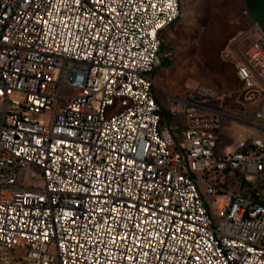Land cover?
<instances>
[{
  "label": "built area",
  "instance_id": "2783aa9c",
  "mask_svg": "<svg viewBox=\"0 0 264 264\" xmlns=\"http://www.w3.org/2000/svg\"><path fill=\"white\" fill-rule=\"evenodd\" d=\"M179 15L180 0H0V264H264V98L221 151L213 90L158 103ZM235 74L244 102L264 92L257 23Z\"/></svg>",
  "mask_w": 264,
  "mask_h": 264
},
{
  "label": "rangeland",
  "instance_id": "374dc122",
  "mask_svg": "<svg viewBox=\"0 0 264 264\" xmlns=\"http://www.w3.org/2000/svg\"><path fill=\"white\" fill-rule=\"evenodd\" d=\"M254 1L180 0V17L162 36L163 60L168 62L161 63L155 73L158 99L166 106L167 93L181 94L185 85L213 90L228 115L218 132V151L237 134L251 130L248 124L264 98L261 92L255 100L244 102L242 86L235 78L252 26L257 23L264 31V13L254 17L250 13L248 5ZM70 93L60 90V95Z\"/></svg>",
  "mask_w": 264,
  "mask_h": 264
},
{
  "label": "trees",
  "instance_id": "16d2710c",
  "mask_svg": "<svg viewBox=\"0 0 264 264\" xmlns=\"http://www.w3.org/2000/svg\"><path fill=\"white\" fill-rule=\"evenodd\" d=\"M249 7V10H250V13L251 15L254 17L255 13H259V12H263L264 13V0H255L254 1V4L253 5H248ZM180 17V15L177 17L176 21L178 20V18ZM175 21V22H176ZM174 22V23H175ZM167 30V29H166ZM164 30L161 35H160V52L162 53L163 50H164V45H163V40H162V36L164 34V32L166 31ZM168 61L167 60H162V65H164L165 63H167ZM235 78L237 79V81L239 82L236 74H235ZM240 83V82H239ZM156 101L159 103V99H158V96L156 98ZM161 118H162V124H165V125H169L170 123V118L169 116L167 115V113L163 110V112L161 113Z\"/></svg>",
  "mask_w": 264,
  "mask_h": 264
}]
</instances>
